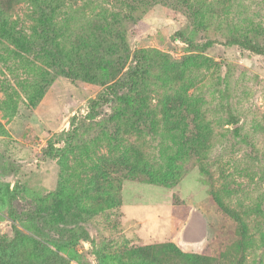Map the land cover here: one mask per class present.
Instances as JSON below:
<instances>
[{
	"label": "rangeland",
	"instance_id": "1",
	"mask_svg": "<svg viewBox=\"0 0 264 264\" xmlns=\"http://www.w3.org/2000/svg\"><path fill=\"white\" fill-rule=\"evenodd\" d=\"M232 37L264 47V0H0V264H264V54Z\"/></svg>",
	"mask_w": 264,
	"mask_h": 264
},
{
	"label": "trees",
	"instance_id": "2",
	"mask_svg": "<svg viewBox=\"0 0 264 264\" xmlns=\"http://www.w3.org/2000/svg\"><path fill=\"white\" fill-rule=\"evenodd\" d=\"M177 35H179L183 38L182 34H177ZM184 39H185L184 41L187 42L189 45L194 46V44L190 40H188L186 38H184ZM227 43L229 45L238 44V45L242 46L243 48L248 49V50L255 52L257 54H264V47H262L261 45L257 44L256 42H254V41H252L246 37H232L231 39L227 40ZM97 103H98L97 100L92 101L91 106H90L91 107L90 115H93L95 107L97 106ZM17 234H18V232L16 231V235ZM9 244H10V242H7L5 237H3V236L0 237V252L9 249V247H10ZM153 250L154 249H152V248H145L144 251L146 253L150 254ZM158 250H160L162 252L170 251V250L175 251V247L172 246L171 244H167V245L158 247ZM195 257H196V258H194L195 262H197L198 264L199 263L200 264H210V262H211V259H209V258H205V257L201 258L198 256H195Z\"/></svg>",
	"mask_w": 264,
	"mask_h": 264
}]
</instances>
